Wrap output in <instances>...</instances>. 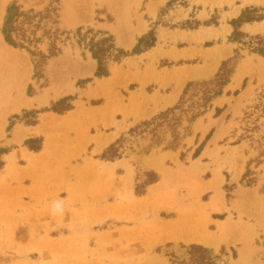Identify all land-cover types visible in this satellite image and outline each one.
Wrapping results in <instances>:
<instances>
[{"label": "rangeland", "instance_id": "rangeland-1", "mask_svg": "<svg viewBox=\"0 0 264 264\" xmlns=\"http://www.w3.org/2000/svg\"><path fill=\"white\" fill-rule=\"evenodd\" d=\"M12 1L26 9H42L50 2L0 0V6L6 9ZM169 1L161 23H156ZM55 5L59 27L70 32V39L38 71L25 49L4 41L26 58L18 67L25 71L23 82L0 78V160L24 169L29 155L23 150L37 152L24 142L31 139L35 147L41 139L43 146L46 130L56 128L53 133L65 136L69 147H79L65 178L91 179L92 185L67 207L54 205L68 199L66 188H59L46 200L24 193L15 209L8 199L13 191L6 194L0 187V264H187L186 246L192 243L215 252L224 248V264H264V194L259 191L264 184V57L241 52L244 57L223 94L191 124L177 150L163 142L146 152L150 134L145 132L129 138L119 159L101 158L134 125L173 106L187 82L211 78L221 61L233 55L229 21L245 6L261 7L264 13V0H58ZM194 18L199 26L187 27L186 20ZM78 27L112 35L115 45L129 53L150 30L156 42L142 53L111 62L109 75L96 77L95 59L73 36ZM241 29L264 35V20ZM40 48L45 51V44ZM90 60L95 67L88 71ZM64 97H71L77 115L59 119L71 109L58 113L50 108ZM18 98L22 105L12 110L17 106L10 103ZM216 107L221 109L218 115ZM33 119L34 125L29 123ZM52 151L59 161L51 171L59 179L57 167L64 153ZM98 161L113 163L96 165ZM47 162L37 160L28 169L37 173L36 180L29 176L22 184L41 181L43 169L35 168ZM247 169L255 178L250 186L241 181ZM144 171L157 173L159 181L137 196L135 185ZM96 177L109 185L95 189ZM178 222L195 241L168 240L166 232Z\"/></svg>", "mask_w": 264, "mask_h": 264}, {"label": "trees", "instance_id": "trees-1", "mask_svg": "<svg viewBox=\"0 0 264 264\" xmlns=\"http://www.w3.org/2000/svg\"><path fill=\"white\" fill-rule=\"evenodd\" d=\"M56 2L58 0H50L42 9H26L16 1H12L5 9L0 26L2 38L9 46L25 49L33 59L35 71L44 66L46 60L60 54L61 44L66 39H70V32L63 31L59 27V9L55 5ZM171 2L169 1L164 8L160 9L156 23H161V16ZM262 11L263 9L257 6L243 7L239 15L229 21L232 31L228 36V41L235 45L233 55L221 61L217 72L211 78L187 82L173 106L159 112L149 120L134 125L129 129L127 135L123 134L111 143L103 151L101 158L110 161L119 159L125 151L124 145L129 138L138 137L145 132L150 134V143L145 148L146 152L163 142H167L166 148L177 150L185 136L190 134L191 124L198 117L204 115L212 107L213 101L223 94L224 88L229 84L240 60L244 57L241 52L246 50L248 53L264 57V35L250 34L241 29L246 23L264 20ZM185 23L187 27L192 29L197 28L200 24L195 18L186 20ZM73 36L77 45L88 50L92 58L95 59L96 71L94 75L96 77L108 76L111 62H120L129 54L142 53L154 46L156 42L155 32L150 30L138 39L135 47L129 53L117 47L113 36L105 32L94 31L91 28L83 31V28L78 27L73 32ZM41 44H45V51L40 48ZM70 101L71 97L61 98L50 110L58 113L70 110L72 108ZM58 104L63 105L61 108H57L56 105ZM259 106L262 105H257L255 109ZM220 112L221 109L216 107V115ZM30 113L34 114V112ZM34 119L30 120L29 123L36 124ZM30 140L24 142L29 150L38 151L41 149V139H38L39 144L35 147L30 145ZM196 154L197 151L194 155ZM3 165L4 162L0 160V170ZM142 177L141 183L135 185L137 196L144 195L148 186L159 181L158 174L153 171H144ZM241 181L244 182L245 186L255 184V178L250 176L248 169L242 175ZM259 191L264 194V184ZM186 248L189 255L187 264H224V256L227 255L224 248L215 252L201 244L192 243ZM170 264L177 263L171 260Z\"/></svg>", "mask_w": 264, "mask_h": 264}, {"label": "crops", "instance_id": "crops-1", "mask_svg": "<svg viewBox=\"0 0 264 264\" xmlns=\"http://www.w3.org/2000/svg\"><path fill=\"white\" fill-rule=\"evenodd\" d=\"M238 12L235 14L237 15ZM261 22H253V23H246L244 25H248V26H253V25H257L260 24ZM218 63V59L214 61V63L212 65H214L216 67ZM94 62L93 60H90L89 62V66L87 65V69L88 71H91V69L93 70L95 65H93ZM210 70H212V68H210ZM29 98V97H28ZM17 100V99H16ZM14 101L15 103H18V101ZM26 102V99L24 98V100ZM14 102L10 103V107H13L14 105H16ZM20 105H16L17 107H15V109L12 110H17L19 109ZM77 115V109H71L67 114L61 115V116H57L59 117V119H64L66 117H71V116H75ZM52 119H54L53 117H51ZM45 125H47L45 123ZM63 131H67V129L62 128ZM57 131L56 128H50L48 130H46V134H44V139H43V146L42 148L37 151V152H30L27 150H23V153L28 154L29 155V161H28V165L24 168V169H16L14 168V166L12 164H8L7 162L5 163L1 173H0V187H2L3 190H5L6 194H9L10 191H13V194H11V196H9L10 198H8L9 200L13 201L12 202V208L15 209L16 208V199H19L20 197H22V195H24V193H26L27 195H30L32 199H40V200H46L48 196L55 194L59 188H66V191L68 192V196H67V200H65L64 202H61L60 204H54V205H59V206H66L67 205H71L74 202V198L76 196L77 193L80 194H84V191H87V188L90 187V185H92L90 183L91 179L85 180V182H82L81 180H79L78 178H76L75 180H67L65 178V174L67 173V169L73 167V160L77 157V154L79 152V147H77L76 145H73L71 147H69L67 145V141L65 139V136H63L62 138L59 136H56L54 133ZM54 132V133H53ZM53 133V134H52ZM11 138V137H10ZM53 149H57L60 152L64 153V157L60 160L59 166L57 167L59 169L60 174H58L60 176L59 179L54 178L56 177L57 173L51 171V167L53 166V164L56 161H59V159L57 157H55V153L52 151ZM15 151V149L13 150ZM12 151H10L9 153H11ZM8 153V154H9ZM7 154V155H8ZM40 158H46L48 160L47 163L44 164H38L36 166V171L38 169H43L44 175L41 181H36L37 184H35L33 186L32 185H23L22 182L29 176V178H35L36 180V175L37 173H30L28 172V169L33 165L36 164L37 160H40ZM106 163V164H105ZM113 162H103L102 161H98V164L96 165H110ZM76 167V166H75ZM78 167V166H77ZM20 172L21 175L17 176L16 173ZM36 176V177H35ZM54 179V181L52 183L51 180ZM56 180V181H55ZM12 182H17L16 187L15 188H8V184H11ZM53 185L52 188H49V185ZM109 185L108 181L103 182V180L101 178H97L95 180V184L92 187H95V189H102V187H105ZM35 187L39 188L38 192H35ZM45 202V201H44ZM56 203V202H54ZM45 204V203H44ZM99 212L102 213L101 210H99ZM46 214V210L45 208L42 210V215ZM98 216V215H97ZM179 224L172 225L171 230H169L168 232H166V236H168V240L169 241H181V240H185L186 242H191V241H195L193 239H189L188 237L191 236L192 234L190 232H186L188 230V228H186L184 226V224L182 222H178ZM107 236L103 235V238H106ZM186 238V239H185Z\"/></svg>", "mask_w": 264, "mask_h": 264}, {"label": "bare ground", "instance_id": "bare-ground-1", "mask_svg": "<svg viewBox=\"0 0 264 264\" xmlns=\"http://www.w3.org/2000/svg\"><path fill=\"white\" fill-rule=\"evenodd\" d=\"M4 10H5L4 5L3 6L1 5L0 6V18L1 19L3 17ZM130 41H129V43H130ZM126 43H128V42H126ZM24 56L20 52H18V50L10 48L9 46H7V44L4 42V40L0 34V78H2L3 81L12 79V81H14L13 83H19V80L23 79V77L21 75L24 74L25 71L19 70L18 67L20 66V68H21L23 63L25 62L26 57H24ZM25 69H26V67H25ZM261 72H264V66H262ZM241 75H242V73H239L237 75V77L235 76L237 82L240 81ZM2 80H0V81H2ZM21 81L23 82V80H21ZM16 101H18V103H15L16 105L21 102V100L19 98ZM219 135H220V133L217 132L214 135L213 140L218 138ZM241 251H243V248L241 249ZM242 256H243V254H242Z\"/></svg>", "mask_w": 264, "mask_h": 264}]
</instances>
